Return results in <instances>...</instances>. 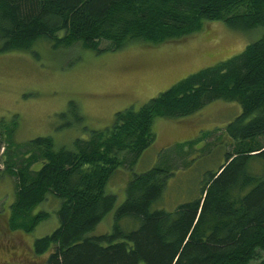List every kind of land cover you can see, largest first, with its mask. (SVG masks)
Masks as SVG:
<instances>
[{
	"label": "trees",
	"instance_id": "obj_1",
	"mask_svg": "<svg viewBox=\"0 0 264 264\" xmlns=\"http://www.w3.org/2000/svg\"><path fill=\"white\" fill-rule=\"evenodd\" d=\"M214 22L264 30V0H0V53H31L38 42L54 53L117 52L177 42ZM217 100L242 110L225 128L232 147L224 163L207 174L196 199L173 212L153 210L171 177L168 164L139 174L133 168L152 144L154 120L186 118ZM21 147V158L5 163L14 179L10 231L31 233L49 217L33 214L36 207L59 200L58 227L33 243L43 264H264V33L138 110L118 112L111 127L72 149L50 137ZM120 170L130 178L116 205L107 187ZM110 213V230L95 234Z\"/></svg>",
	"mask_w": 264,
	"mask_h": 264
},
{
	"label": "rangeland",
	"instance_id": "obj_2",
	"mask_svg": "<svg viewBox=\"0 0 264 264\" xmlns=\"http://www.w3.org/2000/svg\"><path fill=\"white\" fill-rule=\"evenodd\" d=\"M263 33L236 32L214 22L177 42L135 44L117 52L76 53L74 48L54 53L48 43L38 42L31 53H0V264H43L31 253L33 243L58 227L59 200L50 199L33 211L49 217L31 233L9 229L14 179L5 163L21 158L24 143L50 137L56 147L72 149L75 140H87L90 132L111 127L118 112L138 110L189 75L239 54ZM241 113L238 103L217 100L186 118L154 120L152 144L133 168L139 174L168 164L171 177L153 210L173 212L198 197L207 174L217 170L226 150H231L225 128ZM255 165L253 172H261ZM129 175L120 170L108 184L116 205L124 200ZM111 223L112 213L95 234L107 233ZM122 226L131 228L126 222Z\"/></svg>",
	"mask_w": 264,
	"mask_h": 264
}]
</instances>
